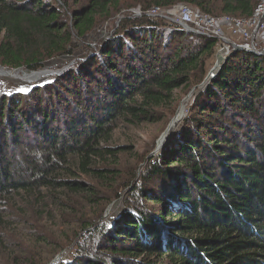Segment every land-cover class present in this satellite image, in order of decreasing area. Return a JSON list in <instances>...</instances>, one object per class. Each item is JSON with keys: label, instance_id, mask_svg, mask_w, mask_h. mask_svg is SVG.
<instances>
[{"label": "trees", "instance_id": "16d2710c", "mask_svg": "<svg viewBox=\"0 0 264 264\" xmlns=\"http://www.w3.org/2000/svg\"><path fill=\"white\" fill-rule=\"evenodd\" d=\"M181 1L140 0L143 13L123 18L84 63L0 93V225L3 207L22 193L67 191L99 202L97 183L71 177L113 183L118 150L109 144L118 122L171 113L174 92L200 83L217 39L144 15ZM185 1L210 15L245 18L258 4ZM120 7L121 0H0V64L33 71L72 55L74 38ZM262 56L239 50L226 58L194 94L168 145L131 176L114 221L85 220L62 264H264Z\"/></svg>", "mask_w": 264, "mask_h": 264}, {"label": "rangeland", "instance_id": "374dc122", "mask_svg": "<svg viewBox=\"0 0 264 264\" xmlns=\"http://www.w3.org/2000/svg\"><path fill=\"white\" fill-rule=\"evenodd\" d=\"M139 1L121 0L120 9L114 12L110 18L99 21L95 28L84 38H74L72 55L47 60L42 67L33 71H47L49 74L46 76L41 77L40 75L42 81L52 80L73 65L84 63L89 56L94 54L97 45L102 44L118 29L123 18L131 17L133 14L138 16L143 13L141 12L143 9L142 4ZM182 3L190 4L193 8L201 11L194 4L183 0L171 7L169 6L170 8H161L163 11L151 17L160 18L156 19L158 21L166 19L176 24L169 19H176L174 13L177 14V9L174 6ZM69 5L71 9L74 8V6H71V2H69ZM168 11L172 14H167ZM70 12L65 11L68 25L71 24ZM210 16L214 17L216 21L215 28H219V38H217L216 52L208 59L206 74L200 83L192 85L188 90L178 89L174 92L177 101L171 113L170 110H161L160 113H163H159L156 120L139 125H127L121 121L118 122L109 144L118 150L113 159L116 160V163L110 166V168L119 172L118 175H115L113 183L104 185L98 180L81 173L78 176L71 177L84 183H97V188L101 192L100 198H98L99 202L91 205L88 203L85 194L68 193L67 191H63L60 195L56 194V196L41 191L37 194L22 193L17 197H12L7 205L3 207L5 218H3V223L0 225L1 264H51L57 257L58 262L55 264H62L65 258L70 259L69 252L75 243L81 241L82 234L86 230L80 229L85 220H89L95 225L101 222L114 221L117 212H120L124 207V201L128 195L127 189L134 183L131 176L133 178L136 174L139 176L148 161L157 156L160 150L168 145L173 133L167 136L165 143L162 145L158 144L159 139L172 118L176 120L175 124H177L178 129L181 120L187 116L194 94L201 90L209 80V73L215 63V55L220 46L228 44L229 53L232 54L239 51L240 49L236 48H239L238 46L246 41H244L242 35L233 33L232 27L236 29L239 27L236 25L231 27L230 24L222 20L224 15ZM236 18L245 19L244 17ZM250 21H253V18L249 19V23ZM244 28L247 29L248 34L249 28ZM191 32L196 33L193 30ZM259 58H264V56ZM0 70L12 71L17 75L13 77L8 74H0V93L27 90L29 89L27 86L35 83V81L21 77L22 72H26V74L32 72L23 66L12 68L0 64ZM57 71L58 73H56ZM214 72H217V70ZM205 76H207L206 81ZM40 77L35 79L39 80ZM179 121H181L180 124ZM66 259L65 261H67Z\"/></svg>", "mask_w": 264, "mask_h": 264}, {"label": "built area", "instance_id": "2783aa9c", "mask_svg": "<svg viewBox=\"0 0 264 264\" xmlns=\"http://www.w3.org/2000/svg\"><path fill=\"white\" fill-rule=\"evenodd\" d=\"M177 9L176 19H171L172 22L176 23L180 27L184 28L189 27L191 30L195 31L197 34L200 33L202 35L210 36L213 38H219V28L216 29V21L214 17L208 15L207 13H203L196 8H193L190 4L182 3L174 6ZM163 11L159 7H151L147 11H145L144 15L146 16H155ZM167 14H172L170 11ZM245 18V17H244ZM253 18V21L249 19ZM222 20L227 22L228 24L238 26L239 28H233V33L237 35H242L244 38V43L239 45L243 51L251 52L256 55H264V0H261L255 7L252 15L250 17H246L245 19H240L236 17H231L228 15H224ZM227 24V25H228ZM244 27H248L247 29ZM249 39V40H247ZM235 46V44H233ZM228 44L220 46V49H225L227 51L228 56L230 55ZM216 72L209 74V79L213 77Z\"/></svg>", "mask_w": 264, "mask_h": 264}, {"label": "water", "instance_id": "95a60500", "mask_svg": "<svg viewBox=\"0 0 264 264\" xmlns=\"http://www.w3.org/2000/svg\"><path fill=\"white\" fill-rule=\"evenodd\" d=\"M170 21H171V19H169ZM185 29L186 30H188V31H192L189 27H185ZM236 49H240V50H242L241 48H236ZM228 57V54H227V51L223 48V49H220V50H218L217 51V53H216V55H215V63H214V65H213V67H212V70H210V73H213L214 71H216V70H218L220 67H221V65L223 64V62L226 60V58ZM33 72H35V71H32L31 73H33ZM45 73V74H44ZM44 73L42 74V73H39L40 75H41V77H44V76H46L47 74H49L47 71H44ZM56 73H58V71L56 72ZM209 73V74H210ZM39 74H38V76H39ZM208 76V75H207ZM207 76H205V81H206V77ZM21 77L22 78H25V79H28V80H30V81H35V82H41V77H40V79L39 80H37V79H29V77L30 76H26V72H22V75H21ZM184 116H185V113H184ZM183 116V117H184ZM173 119V118H172ZM170 124V123H169ZM167 129H168V126H167V128H166V130H165V132L162 134V136H164L167 132ZM173 132H169L168 133V135H171ZM167 135V136H168ZM161 136V137H162ZM56 262H58V257L57 258H55L52 262H51V264H55Z\"/></svg>", "mask_w": 264, "mask_h": 264}, {"label": "bare ground", "instance_id": "6f19581e", "mask_svg": "<svg viewBox=\"0 0 264 264\" xmlns=\"http://www.w3.org/2000/svg\"><path fill=\"white\" fill-rule=\"evenodd\" d=\"M13 73V74H12ZM39 73H44V71H35V72H33V73H28V74H26V76H30L29 77V79H35V78H39L40 77V74ZM0 74H2V75H12L13 77L14 76H17L16 74H15V72H12V71H3V70H0ZM22 74V73H21ZM38 74H39V76H38ZM17 78V77H16ZM184 102V101H183ZM176 123V120L175 119H172L171 121H170V124L168 125V129H167V133L164 135V136H162L160 139H159V145H162L163 143H165V140H166V138H167V135H168V133L169 132H173V130L175 129V124Z\"/></svg>", "mask_w": 264, "mask_h": 264}]
</instances>
